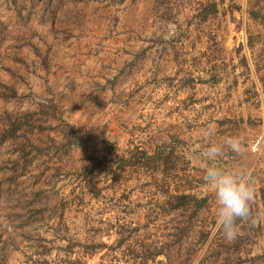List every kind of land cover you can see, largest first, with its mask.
<instances>
[{
  "label": "rangeland",
  "instance_id": "rangeland-1",
  "mask_svg": "<svg viewBox=\"0 0 264 264\" xmlns=\"http://www.w3.org/2000/svg\"><path fill=\"white\" fill-rule=\"evenodd\" d=\"M259 22L264 0H0V264H264ZM233 134L257 222L228 240L203 173Z\"/></svg>",
  "mask_w": 264,
  "mask_h": 264
},
{
  "label": "clouds",
  "instance_id": "clouds-1",
  "mask_svg": "<svg viewBox=\"0 0 264 264\" xmlns=\"http://www.w3.org/2000/svg\"><path fill=\"white\" fill-rule=\"evenodd\" d=\"M227 150L240 154L244 151L238 137H229L225 140ZM225 149L216 143L210 144L205 155L209 160L222 156ZM203 180L212 188L215 203V227L220 230L225 239L231 240L237 229V221H248L256 224L252 217L251 204L256 197V189L245 173L221 168L210 164L203 173Z\"/></svg>",
  "mask_w": 264,
  "mask_h": 264
},
{
  "label": "built area",
  "instance_id": "built-area-1",
  "mask_svg": "<svg viewBox=\"0 0 264 264\" xmlns=\"http://www.w3.org/2000/svg\"><path fill=\"white\" fill-rule=\"evenodd\" d=\"M264 145V131L255 133L253 137L248 141L247 151L252 154H260ZM226 154L219 159L216 164H219L221 168L233 171L232 167L242 157L243 153L235 154L230 150L225 149ZM249 177V174H247Z\"/></svg>",
  "mask_w": 264,
  "mask_h": 264
},
{
  "label": "trees",
  "instance_id": "trees-1",
  "mask_svg": "<svg viewBox=\"0 0 264 264\" xmlns=\"http://www.w3.org/2000/svg\"><path fill=\"white\" fill-rule=\"evenodd\" d=\"M74 134L76 135V136H78L75 132H74ZM262 198H263V200H264V189H262ZM177 199H182L181 201H180V204H185L187 201L189 202V201H191V199L192 200H196L193 196H190V195H181L180 197L178 196L177 197ZM199 204L197 205V207H200L202 204L201 203H203L204 202V199H200L199 201ZM201 204V205H200Z\"/></svg>",
  "mask_w": 264,
  "mask_h": 264
},
{
  "label": "crops",
  "instance_id": "crops-1",
  "mask_svg": "<svg viewBox=\"0 0 264 264\" xmlns=\"http://www.w3.org/2000/svg\"><path fill=\"white\" fill-rule=\"evenodd\" d=\"M258 26L259 27H263L264 28V24L263 23H258ZM234 84V83H233ZM239 98H242V97H239ZM233 136H235V137H237V135L236 134H233V135H231V136H229V137H233ZM229 137H220V139L219 140H221V142L222 143H224L225 142V140L227 139V138H229ZM225 138V139H224ZM244 137H241V136H239V139L241 140V139H243ZM217 144V143H216ZM217 145H219V144H217ZM223 145V144H222Z\"/></svg>",
  "mask_w": 264,
  "mask_h": 264
}]
</instances>
